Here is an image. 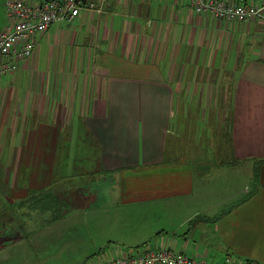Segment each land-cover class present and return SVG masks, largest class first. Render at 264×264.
Returning a JSON list of instances; mask_svg holds the SVG:
<instances>
[{
    "label": "crops",
    "instance_id": "1",
    "mask_svg": "<svg viewBox=\"0 0 264 264\" xmlns=\"http://www.w3.org/2000/svg\"><path fill=\"white\" fill-rule=\"evenodd\" d=\"M90 1L0 76V264L145 248L264 264V15Z\"/></svg>",
    "mask_w": 264,
    "mask_h": 264
},
{
    "label": "built area",
    "instance_id": "2",
    "mask_svg": "<svg viewBox=\"0 0 264 264\" xmlns=\"http://www.w3.org/2000/svg\"><path fill=\"white\" fill-rule=\"evenodd\" d=\"M197 14H211L220 19L245 21L264 15V0H186ZM7 22L0 31V58H12L0 66V75L16 69L19 60L29 57L35 47L37 34L45 32L59 20L71 21L82 11L97 8L90 0H7ZM97 264H213L205 258H195L170 248H145L128 255L108 257ZM216 264H261L227 254Z\"/></svg>",
    "mask_w": 264,
    "mask_h": 264
},
{
    "label": "rangeland",
    "instance_id": "3",
    "mask_svg": "<svg viewBox=\"0 0 264 264\" xmlns=\"http://www.w3.org/2000/svg\"><path fill=\"white\" fill-rule=\"evenodd\" d=\"M28 1H30V0H28ZM3 19H6L7 20V15H6V6H5V2L4 3H1V1H0V22L3 20ZM8 64V63H7ZM6 65V63H4L2 66H5ZM1 66V67H2ZM5 67H7V65L5 66ZM2 75V74H1ZM0 75V76H1ZM212 148V147H211ZM208 159H210V156H209V158ZM244 167V165H240L238 168H236V170L237 171H239V174H240V176H235L234 175V178H233V183H236L237 181H239L240 180V182H239V185L241 186L244 182H246L247 180H248V176L249 175H247V172H245V171H243V168ZM235 169V166L233 165V166H231V168H230V170L229 171H233L234 173L236 172V170H234ZM210 170V169H209ZM225 171V170H224ZM214 175V178L216 179V180H220V178H219V176L218 175H216V174H213ZM211 177V176H210ZM210 177L208 178V179H210ZM216 180H213L211 183L213 184V185H216V186H219L222 182H217ZM233 183L231 184H228V186H231V185H233ZM2 185V184H1ZM244 185H242V187H243ZM241 187V188H242ZM0 192H4L3 191V189H1L0 188ZM43 192H47V193H50L51 194V192H48V191H43ZM42 192V193H43ZM51 202V198L49 197L48 198V203H50ZM34 210H37V209H34ZM23 212V211H22ZM22 212H19L20 214H22ZM23 214H24V212H23ZM37 216H35V218H34V220L35 221H40V219L41 218H43L44 216H39V214L37 213L36 214ZM18 216V218H17V221H20V219L21 218H23V217H21L20 215H17ZM5 218L3 219H1V221H0V230H3L5 227H7L8 228V224L9 223H7V221L5 220ZM2 231H0V233H1ZM2 234V233H1Z\"/></svg>",
    "mask_w": 264,
    "mask_h": 264
},
{
    "label": "trees",
    "instance_id": "4",
    "mask_svg": "<svg viewBox=\"0 0 264 264\" xmlns=\"http://www.w3.org/2000/svg\"><path fill=\"white\" fill-rule=\"evenodd\" d=\"M261 161H264V158H263V159H261Z\"/></svg>",
    "mask_w": 264,
    "mask_h": 264
}]
</instances>
